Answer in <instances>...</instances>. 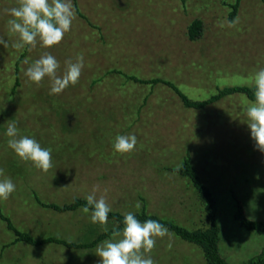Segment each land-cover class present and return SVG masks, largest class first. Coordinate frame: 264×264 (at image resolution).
<instances>
[{"label":"rangeland","instance_id":"1","mask_svg":"<svg viewBox=\"0 0 264 264\" xmlns=\"http://www.w3.org/2000/svg\"><path fill=\"white\" fill-rule=\"evenodd\" d=\"M235 1L72 0L76 18L59 44L44 48L38 42L17 50L11 45L18 36L9 32L6 12L17 0H0V38L9 44L0 45V168L16 185L0 200V264H99L95 248L111 235L89 248L13 242L16 235L1 217L36 239L90 241L117 222L92 223L81 208L58 212L40 203L85 200L93 186L99 187L97 197L107 189L112 212L145 208L189 230L206 228L198 193L173 171L187 155L214 194L222 256L244 264L261 252L264 235L242 228L235 218L241 205L249 219L264 222V153L254 147L244 111L253 101L235 94L195 110L168 85L127 78L172 82L193 101L226 87L253 88V74L264 68V3L241 0L239 22L229 28V5ZM196 19L201 35L191 40L188 28ZM45 52L59 62L57 75L65 60L82 55L78 83L50 94L49 77L39 84L29 81L25 69ZM10 122L20 135L51 149L52 168L43 172L8 147ZM129 134L137 137L135 149L116 152L115 136ZM146 255L155 264H207L201 247L170 231L156 238Z\"/></svg>","mask_w":264,"mask_h":264},{"label":"clouds","instance_id":"2","mask_svg":"<svg viewBox=\"0 0 264 264\" xmlns=\"http://www.w3.org/2000/svg\"><path fill=\"white\" fill-rule=\"evenodd\" d=\"M16 7L6 9L10 15L7 21L9 32L18 36V40L11 46L17 50L25 45L35 48L37 43L50 48L59 44L65 33L70 31L76 12L72 0H17ZM238 18L227 21V27L238 24ZM220 27L225 24L221 23ZM0 45L9 47L7 41L0 38ZM62 75H57L60 67L57 59L45 52L35 59L24 71L27 79L39 84L46 76L50 78V94H60L70 84L78 83L83 68V56L78 55L75 62L71 58L65 60ZM250 83L253 86L255 97L245 108L247 126L254 147L264 153V68H259L252 76ZM5 135L9 137L7 144L10 149L25 162L47 172L52 168V153L50 148H44L35 138L20 135L15 122L7 125ZM137 144L134 134L116 135L113 148L124 154L132 152ZM0 200H7L16 190L13 181L4 176V169L0 168ZM98 186H93L91 192L85 196L86 205L82 206L83 213H90L92 223L106 225L108 214L112 211L105 194L97 197ZM134 207L139 210L141 204L137 201ZM91 208V211H90ZM123 227L114 228L108 239L101 241L95 248V254L100 258L99 264H155L150 253L156 245V238L169 235L164 224L155 219H146L141 222L133 212H125ZM106 232L107 228L104 229ZM171 248V243L168 244Z\"/></svg>","mask_w":264,"mask_h":264},{"label":"trees","instance_id":"3","mask_svg":"<svg viewBox=\"0 0 264 264\" xmlns=\"http://www.w3.org/2000/svg\"><path fill=\"white\" fill-rule=\"evenodd\" d=\"M241 0H236L235 3L230 4L231 12L229 14V20L232 21L235 19L237 13H238V7L240 5ZM264 3V0H262ZM202 30V22L199 19L194 20L191 25L188 28V36L191 40H196L201 35ZM24 56V53L21 54V58ZM114 73L123 75L120 71L114 70ZM127 78L135 83H141V84H157V83H163L165 85H168L171 87L176 93L179 95V97L182 99V102L186 108L195 109V110H201L206 108L207 106L214 104L224 97H228L235 94H245L248 96V98L252 101H254L255 97L253 95L254 89L248 86H236V87H226L224 89H221L218 91L217 94L213 95L207 100L204 101H193L189 99L185 94H183L172 82L164 81L161 79H154V80H142L136 76H127ZM173 171L180 174L183 177L188 178L196 192L198 193V197L202 204L205 206V213L206 218L208 221V226L203 229H195V230H189L187 228H184L182 226H179L172 221L165 220L163 218H160L158 215L155 214H149L146 212V209L143 208L139 212H135L137 219H139L141 222H143L146 219H155L161 222L165 225V227L168 228V230L175 235H178L180 238L194 243L201 247L204 253V257L207 261V264H230L224 256L220 253L219 249V241H220V228L216 222V200L214 198V194L212 190L206 186L200 179L199 175L197 174V171L195 167L191 163V158L187 155L183 162L173 168ZM42 207L54 209L58 212H69V211H75L79 208H82V206L86 205V200L76 198L74 201L70 204L58 206L56 204H45L40 203ZM91 211V208H90ZM2 219L6 221L8 228L13 231L16 235V238L13 242L17 241H25L32 245H40L47 242H57L64 244L67 247L72 248H82V247H92L96 245L100 240L106 238L107 236L111 235V232L114 228L108 230L107 232L100 233L96 235V237L92 240L88 241H68L63 240L57 237H48L44 239H36L32 237L31 235L18 231L14 225L11 223V221L1 215ZM235 218L239 221L240 226L246 230L254 231L258 233L259 235H264V222L262 220H252L249 219L244 209L241 205L238 206L237 212L235 214ZM108 219L114 220L117 222V226L115 228H122L123 227V215L122 213L118 212H110L108 214ZM244 264H264V247L262 248L261 252L258 254L252 256L251 258L247 259Z\"/></svg>","mask_w":264,"mask_h":264}]
</instances>
